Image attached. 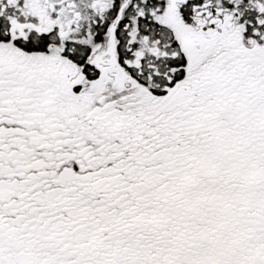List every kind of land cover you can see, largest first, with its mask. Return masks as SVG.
<instances>
[{
  "label": "snow or ice",
  "instance_id": "6c2138e0",
  "mask_svg": "<svg viewBox=\"0 0 264 264\" xmlns=\"http://www.w3.org/2000/svg\"><path fill=\"white\" fill-rule=\"evenodd\" d=\"M0 264H264V0H0Z\"/></svg>",
  "mask_w": 264,
  "mask_h": 264
}]
</instances>
